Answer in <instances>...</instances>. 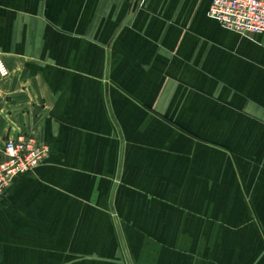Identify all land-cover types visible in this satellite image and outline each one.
I'll list each match as a JSON object with an SVG mask.
<instances>
[{"label": "crops", "instance_id": "1", "mask_svg": "<svg viewBox=\"0 0 264 264\" xmlns=\"http://www.w3.org/2000/svg\"><path fill=\"white\" fill-rule=\"evenodd\" d=\"M212 0H0V264H264V35ZM123 246V248H122Z\"/></svg>", "mask_w": 264, "mask_h": 264}, {"label": "built area", "instance_id": "2", "mask_svg": "<svg viewBox=\"0 0 264 264\" xmlns=\"http://www.w3.org/2000/svg\"><path fill=\"white\" fill-rule=\"evenodd\" d=\"M131 1L138 4L145 0ZM208 15L239 35H264V0H212ZM8 76L9 71L0 58V77ZM47 156L48 147L33 135L21 134L8 140L0 160V201L18 177L41 165Z\"/></svg>", "mask_w": 264, "mask_h": 264}, {"label": "rangeland", "instance_id": "3", "mask_svg": "<svg viewBox=\"0 0 264 264\" xmlns=\"http://www.w3.org/2000/svg\"><path fill=\"white\" fill-rule=\"evenodd\" d=\"M122 248H123V246H122Z\"/></svg>", "mask_w": 264, "mask_h": 264}]
</instances>
